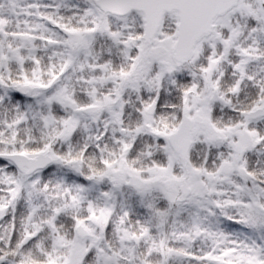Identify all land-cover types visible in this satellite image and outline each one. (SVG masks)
<instances>
[{"label":"snow or ice","instance_id":"1","mask_svg":"<svg viewBox=\"0 0 264 264\" xmlns=\"http://www.w3.org/2000/svg\"><path fill=\"white\" fill-rule=\"evenodd\" d=\"M0 264H264V0H0Z\"/></svg>","mask_w":264,"mask_h":264}]
</instances>
